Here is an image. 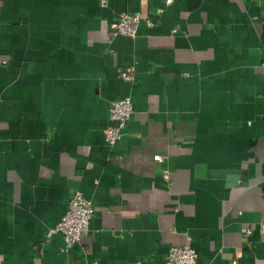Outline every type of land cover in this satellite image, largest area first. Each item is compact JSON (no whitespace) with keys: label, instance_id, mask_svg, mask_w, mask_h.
<instances>
[{"label":"crops","instance_id":"crops-1","mask_svg":"<svg viewBox=\"0 0 264 264\" xmlns=\"http://www.w3.org/2000/svg\"><path fill=\"white\" fill-rule=\"evenodd\" d=\"M120 12L153 25L112 36ZM76 189L94 212L64 250L46 233ZM263 220L264 0H0V264H166L187 242L264 264Z\"/></svg>","mask_w":264,"mask_h":264},{"label":"built area","instance_id":"built-area-1","mask_svg":"<svg viewBox=\"0 0 264 264\" xmlns=\"http://www.w3.org/2000/svg\"><path fill=\"white\" fill-rule=\"evenodd\" d=\"M169 1V0H167ZM157 13L161 9L156 10ZM144 20L147 26H152L153 21L147 17H143L139 13L120 12L116 20L111 26V35H122L134 37L140 21ZM121 78H130L126 70H119ZM132 102L129 96H122L110 102L108 124L104 129V139L108 144H114L122 134V130L130 118L132 113ZM161 155H155L154 159L162 161ZM162 176L165 180L170 178L169 172L163 171ZM94 206L90 200L84 197L83 193L76 189L72 192L65 211L60 219L51 226L46 235L53 233L61 234L64 247L66 250L73 244L79 243L81 239L88 233L89 221L93 215ZM251 228H245L248 234ZM260 240L264 242V220L258 224ZM166 264H196V251L187 242L184 245H172L169 247L165 257ZM235 264V263H234Z\"/></svg>","mask_w":264,"mask_h":264},{"label":"water","instance_id":"water-1","mask_svg":"<svg viewBox=\"0 0 264 264\" xmlns=\"http://www.w3.org/2000/svg\"><path fill=\"white\" fill-rule=\"evenodd\" d=\"M201 176L225 178L227 185H234L236 183L245 184V182H239L238 170H207L203 164L198 166Z\"/></svg>","mask_w":264,"mask_h":264}]
</instances>
